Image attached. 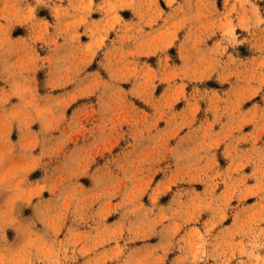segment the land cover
<instances>
[{
  "label": "clouds",
  "instance_id": "clouds-1",
  "mask_svg": "<svg viewBox=\"0 0 264 264\" xmlns=\"http://www.w3.org/2000/svg\"><path fill=\"white\" fill-rule=\"evenodd\" d=\"M0 264H264V0H0Z\"/></svg>",
  "mask_w": 264,
  "mask_h": 264
},
{
  "label": "rangeland",
  "instance_id": "rangeland-1",
  "mask_svg": "<svg viewBox=\"0 0 264 264\" xmlns=\"http://www.w3.org/2000/svg\"><path fill=\"white\" fill-rule=\"evenodd\" d=\"M127 15V14H126Z\"/></svg>",
  "mask_w": 264,
  "mask_h": 264
}]
</instances>
